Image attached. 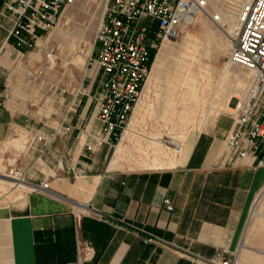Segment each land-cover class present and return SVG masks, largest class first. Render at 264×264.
<instances>
[{"label": "crops", "instance_id": "crops-1", "mask_svg": "<svg viewBox=\"0 0 264 264\" xmlns=\"http://www.w3.org/2000/svg\"><path fill=\"white\" fill-rule=\"evenodd\" d=\"M4 1L0 264H210L232 253L239 264H264V212L254 208L264 196V166L225 163L229 128L186 138L172 167L119 169L127 159L117 161L110 142L87 148L100 128L87 61L82 78L59 85L32 60L41 43L26 49L6 39L12 17L1 15ZM10 169L20 178H8Z\"/></svg>", "mask_w": 264, "mask_h": 264}, {"label": "built area", "instance_id": "built-area-1", "mask_svg": "<svg viewBox=\"0 0 264 264\" xmlns=\"http://www.w3.org/2000/svg\"><path fill=\"white\" fill-rule=\"evenodd\" d=\"M73 1L5 0L1 15L12 17L6 39H12L18 48L34 47L43 33L59 23L63 9ZM205 3V0H106L95 31L96 53L87 59L94 75L92 97L100 123L95 141L87 145L90 151L106 141L114 146L113 142L126 127L149 71L155 35L176 38L180 29L204 9ZM212 16L221 21L218 13ZM235 20L229 59L246 67L250 78L247 89L234 102L235 114L223 138L222 157L229 166L256 169L264 166V0H244ZM47 57L51 59L52 54ZM7 175L20 178L19 171L14 169ZM39 187L33 185L32 189ZM163 202L167 209H172L169 199ZM90 210L104 216L97 208ZM146 239L167 242L155 234ZM210 264H237L235 253Z\"/></svg>", "mask_w": 264, "mask_h": 264}, {"label": "rangeland", "instance_id": "rangeland-1", "mask_svg": "<svg viewBox=\"0 0 264 264\" xmlns=\"http://www.w3.org/2000/svg\"><path fill=\"white\" fill-rule=\"evenodd\" d=\"M205 2L204 9L180 29L176 38L170 39L161 33L155 35L156 46L149 70L158 54L162 59L160 71L144 105L143 118L140 114L141 120L138 118L139 122L132 127L136 132L131 136L129 152H121L116 157L117 161L127 159L119 169H129V162L149 163L154 160L149 149L140 151L139 147H159L165 140H169L168 146L173 147L174 140H178L182 142L178 160L186 138L198 132L214 133L218 126L226 131L231 126L236 100L233 95L238 97L245 92L250 71L229 59L230 38L212 15L218 13L223 23L232 22L243 0ZM105 3L106 0H74L63 9L59 23L41 37V42L38 40L41 45L31 51L34 64L48 68L59 85L82 78L87 56L92 49L95 52L98 45L97 42L94 44L95 31ZM49 48L54 54L50 60L45 58ZM182 126L183 133H179ZM119 140L113 142L111 154L117 149ZM167 161L165 158V163ZM21 190L16 188L13 191L20 193ZM254 205L255 209L264 212V196Z\"/></svg>", "mask_w": 264, "mask_h": 264}, {"label": "bare ground", "instance_id": "bare-ground-1", "mask_svg": "<svg viewBox=\"0 0 264 264\" xmlns=\"http://www.w3.org/2000/svg\"><path fill=\"white\" fill-rule=\"evenodd\" d=\"M244 1V0H243ZM218 23V22H217ZM221 25H220V24ZM219 26L225 31V33H227V35L229 36L230 40L229 43L230 45L233 43V36H234V32H235V25H236V20H233L232 22H222L219 21ZM205 26V25H204ZM207 26V25H206ZM208 27V26H207ZM204 30V29H203ZM202 30V31H203ZM201 31V32H202ZM205 31V30H204ZM209 31V29H208ZM212 31V30H211ZM205 33V32H203ZM210 33V32H209ZM207 35V33H206ZM165 45V44H164ZM166 46V45H165ZM163 49V48H162ZM161 49V50H162ZM166 49V48H165ZM160 51V50H159ZM165 51V50H164ZM162 57V56H161ZM164 58V57H163ZM160 60H162L160 58V56L157 54L156 57L154 58L152 65L150 67V70L148 71V74L145 78V82L143 84V87L140 91V95H138L139 97H137L138 99H136L137 101H135L136 103H134V107L132 109V114L130 115L129 118V122H128V126L126 125V127L124 128V130L122 131L120 137L118 138L119 143L117 145V155H119L121 152H129L130 149V143L132 141V135L136 132L133 128L136 125L138 118L141 117L140 114H142L141 119L143 118V109H144V105L146 103L147 98L150 96V92H151V87L153 85V82H155V80L157 79L158 73L160 71ZM164 60V59H163ZM243 94V93H242ZM242 94L240 96H242ZM238 96V97H240ZM233 97H237L234 96ZM147 106V105H146ZM232 108V106H230ZM234 110V109H233ZM146 112V111H145ZM140 119V118H139ZM140 119V120H141ZM213 119V118H212ZM139 122V121H138ZM130 125V126H129ZM133 127V128H132ZM183 127L181 128V130H179V133H183ZM202 137V136H201ZM163 138V137H162ZM117 140V141H118ZM174 140V139H173ZM200 140V139H199ZM164 141V140H163ZM176 141L175 143H173V147L168 146V143H171L169 140H165V143H162V146L160 145L159 147H156L154 145H148L146 147H139L138 149L140 151H144L149 149V152L152 154V156H154V160L151 162H144V163H138V166H151V167H164L166 164L168 167H172L176 164L177 160V156H178V152L180 150V146L182 144V142L178 141V140H174ZM154 142L157 143L156 140H154ZM164 145V147H163ZM164 157V159H159L161 157ZM165 158L168 160L167 163H165ZM148 160V159H147ZM140 161V160H139ZM179 163V162H178ZM182 163V162H181ZM133 165V164H132ZM134 166V165H133ZM9 177H14V176H7ZM19 179V178H18ZM17 179V180H18ZM6 179L1 178L0 177V182H5ZM239 264V263H237Z\"/></svg>", "mask_w": 264, "mask_h": 264}, {"label": "trees", "instance_id": "trees-1", "mask_svg": "<svg viewBox=\"0 0 264 264\" xmlns=\"http://www.w3.org/2000/svg\"><path fill=\"white\" fill-rule=\"evenodd\" d=\"M152 55H153V49H152L151 54H150V61L152 59Z\"/></svg>", "mask_w": 264, "mask_h": 264}]
</instances>
